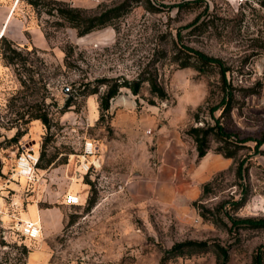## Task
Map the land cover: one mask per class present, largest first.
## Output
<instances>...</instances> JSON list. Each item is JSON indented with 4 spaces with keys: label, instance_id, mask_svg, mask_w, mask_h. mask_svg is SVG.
<instances>
[{
    "label": "rangeland",
    "instance_id": "374dc122",
    "mask_svg": "<svg viewBox=\"0 0 264 264\" xmlns=\"http://www.w3.org/2000/svg\"><path fill=\"white\" fill-rule=\"evenodd\" d=\"M62 1L116 14L79 36L27 0H0V33L25 58L15 65L0 58V264H251L264 250V226H250L264 222L261 0ZM195 50L226 69L236 89L228 116L212 109L220 67L179 66ZM142 72L156 73L166 100L149 103L146 82L138 94L121 87L104 112L98 93L80 94L98 79ZM257 80L259 94L240 91ZM34 113H45L49 128L30 120ZM215 119L230 134L223 149L234 157L218 152L224 143L213 137L197 156L186 130ZM86 140L96 166L84 172ZM25 152L51 163L23 179L16 161ZM68 192L77 203L64 202ZM30 206L56 213L52 228L31 239L20 221ZM188 241L199 244L178 253L175 245Z\"/></svg>",
    "mask_w": 264,
    "mask_h": 264
},
{
    "label": "trees",
    "instance_id": "16d2710c",
    "mask_svg": "<svg viewBox=\"0 0 264 264\" xmlns=\"http://www.w3.org/2000/svg\"><path fill=\"white\" fill-rule=\"evenodd\" d=\"M27 3L37 12L43 10L44 13L53 15L56 17L55 23L58 25H62V23L67 24L68 26L75 29L77 35L81 36L84 35L94 29L106 26L111 24L110 23V16L115 15L114 11H105L103 13H90L88 10L80 7H74L66 4L62 0H27ZM46 4L45 8L41 4ZM261 5H264V0L259 1ZM2 33H0L1 35ZM64 51V58L66 59L67 56L71 54V49H63ZM187 58L183 59L180 62V67L190 66L193 65L196 70L201 73L209 72V67L218 66L219 68V82H220V91L221 96L218 103L213 106L212 109H220L221 116H228L230 111L236 106V99H235V88L231 87L230 83L226 79V69L222 67V62L220 59L211 57L201 51L195 50L193 53H187ZM0 58L4 65H15L18 60L25 59L22 57L21 50L14 44V42L5 37L4 35L0 36ZM21 59V60H22ZM193 59V61H191ZM23 62V61H22ZM24 63V62H23ZM20 84L25 85L24 79L19 77ZM97 83L92 88H86L80 91V94H92L98 93V101H99V108L100 111L104 112L107 111L109 107V100L118 94L121 87L128 88L131 93L138 94L144 82L148 84L149 92L151 98L148 99L149 103H154V98L163 101L168 98V94L165 91L164 87L158 82L157 75L154 72L148 73L145 75L143 72L141 75L134 79V80H112L108 78H101L96 80ZM263 81L257 80L255 86L248 87V88H240V91L244 93V95H257L262 88ZM100 86H105L103 91H99ZM70 104L67 102L66 106L62 107L61 112H64ZM31 119H40L41 122L49 128L50 122L48 117L45 113H34L31 115ZM186 134H188L195 143V148L197 151V156L202 157L206 153V149L208 147V142L211 137L215 138L216 140L221 141L224 143V147L221 152L224 157H234L235 151L223 149L226 148V145L229 144L228 136L230 135L227 133L223 126L219 123L218 119H215L214 124L212 125H202V126H191L186 130ZM264 139V138H263ZM51 163V159H43V153L39 156L37 167L46 168ZM90 184V181H85ZM93 198H89L88 205L91 206L93 204ZM262 221V220H261ZM252 227H259L264 226V222H260L256 225H250ZM199 243L196 241H188V243L184 245H175L178 253H181L183 248H190L191 246H197ZM260 246L252 255L251 264H264V250L261 249ZM216 250L218 252L222 251V247H217Z\"/></svg>",
    "mask_w": 264,
    "mask_h": 264
},
{
    "label": "built area",
    "instance_id": "2783aa9c",
    "mask_svg": "<svg viewBox=\"0 0 264 264\" xmlns=\"http://www.w3.org/2000/svg\"><path fill=\"white\" fill-rule=\"evenodd\" d=\"M94 147L95 146L92 141L86 140L83 143L82 152L80 155L81 161L79 166L84 172H87L92 167L96 166L94 163V159H89L94 156V149H95ZM37 161H38V157L34 155L32 152L21 153L17 157V161H16L18 175H21L23 177L31 176V173L34 171V168L36 167ZM65 202L67 204H75L78 202V198L75 194L67 193L65 195ZM34 226L35 224L32 222L24 223L23 224L24 234L30 238L35 237L32 232L33 230H35ZM36 229H37L36 232L38 234L39 229L38 228Z\"/></svg>",
    "mask_w": 264,
    "mask_h": 264
},
{
    "label": "crops",
    "instance_id": "0c3cea01",
    "mask_svg": "<svg viewBox=\"0 0 264 264\" xmlns=\"http://www.w3.org/2000/svg\"><path fill=\"white\" fill-rule=\"evenodd\" d=\"M69 194H74V193H69ZM55 220H56V213L55 212L40 211L38 208H36V206H30L28 212L23 213L20 216L21 222H24V223L32 222V223H34L40 232H42L46 229H50V227L55 223Z\"/></svg>",
    "mask_w": 264,
    "mask_h": 264
},
{
    "label": "bare ground",
    "instance_id": "6f19581e",
    "mask_svg": "<svg viewBox=\"0 0 264 264\" xmlns=\"http://www.w3.org/2000/svg\"><path fill=\"white\" fill-rule=\"evenodd\" d=\"M22 178L24 179V178H25V176H24V177L22 176ZM34 227H35V230H33L32 232H33V235H34V236H36V234H37V232H36V231H37V229H36V228H37V227H36V225H35ZM34 233H35V234H34Z\"/></svg>",
    "mask_w": 264,
    "mask_h": 264
}]
</instances>
